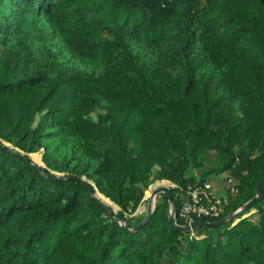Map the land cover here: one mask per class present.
Returning a JSON list of instances; mask_svg holds the SVG:
<instances>
[{
    "label": "trees",
    "instance_id": "trees-1",
    "mask_svg": "<svg viewBox=\"0 0 264 264\" xmlns=\"http://www.w3.org/2000/svg\"><path fill=\"white\" fill-rule=\"evenodd\" d=\"M65 1L84 3L0 0V264H264V184L261 200L196 228L201 235L170 227L162 193L138 230L120 222L142 220L135 211L153 180L174 185L176 214L179 191L234 176L236 193L209 222L255 196L264 178V0H106L123 13L108 23L81 10L64 22ZM41 18L100 70L64 67ZM132 42L153 58L140 61ZM40 150L44 166L24 159ZM208 157L216 165L197 174ZM96 191L119 209L108 211Z\"/></svg>",
    "mask_w": 264,
    "mask_h": 264
},
{
    "label": "rangeland",
    "instance_id": "rangeland-1",
    "mask_svg": "<svg viewBox=\"0 0 264 264\" xmlns=\"http://www.w3.org/2000/svg\"><path fill=\"white\" fill-rule=\"evenodd\" d=\"M84 3L79 1H76L75 4H78L79 7L76 9L74 5L70 1H65L64 6H63V11L60 13L61 19H63L64 22L67 23H74L76 19L79 17V12L80 10L82 13L85 15L86 18L88 19H101L102 21H107L106 23L110 21H116L120 18H122L123 13L116 12L114 11L106 2V0H83ZM39 23L42 27V30L47 31V36L49 41H51L56 49L57 52V57L59 60H61L62 64H64V67L68 69H80V70H86V71H99V63L96 60L92 59H77L75 58L67 49L66 47L62 44V41L58 34L54 31L53 27L51 24L46 21L45 18H41L39 20ZM41 30V31H42ZM106 30H103V33L105 34ZM42 37V36H41ZM43 38V37H42ZM130 46L133 50V52L136 54L137 58L140 61L143 62H149L153 58V50L148 49L146 47H143L141 44L138 43H130ZM56 140H49L47 142L48 148L51 150L52 155L56 158H60L63 156L64 151L61 150L57 145H56ZM76 156L72 159L71 165H73L76 162V159L79 158L78 154H75ZM211 155V154H210ZM29 156L40 166H44V162L41 159L42 156V150L34 153H30ZM208 164L205 167L200 168L197 170V174L204 171L207 168H213V166L216 165V161L212 157H208ZM54 172V170H53ZM56 174H62L61 172H55ZM189 173H192V170L189 169ZM226 173L223 172L221 174H212L208 178L210 179L209 181L211 182V185L214 191L219 194L222 192L223 188L221 189L222 182L224 180V174ZM86 179L85 177H83ZM207 178V179H208ZM206 179V180H207ZM89 181L88 179H86ZM169 186L170 188L173 187L174 185L168 182L167 180H153L150 182V184L147 186V188L144 190V196H143V203L140 204V206L137 208L135 211L136 213L140 214L142 217L145 216L146 214V209H147V202L148 199L151 195V192L154 188L158 186ZM98 197H100L102 200L105 197H102L101 194H99L97 191L95 192ZM160 194V193H159ZM163 194V193H162ZM184 196V192L179 191V198L182 199ZM157 196H155L154 202L156 201ZM108 205H110L115 211H117L119 208L117 205H115L113 202H111L109 199L105 201ZM194 234L201 235L202 232H194Z\"/></svg>",
    "mask_w": 264,
    "mask_h": 264
},
{
    "label": "built area",
    "instance_id": "built-area-1",
    "mask_svg": "<svg viewBox=\"0 0 264 264\" xmlns=\"http://www.w3.org/2000/svg\"><path fill=\"white\" fill-rule=\"evenodd\" d=\"M222 192L217 194L205 181L202 185L188 186L184 196L180 198L177 213L181 220L180 225H191L204 217L218 216L223 211V206L228 202V196L236 193L237 179L228 172L224 174L221 185ZM191 235L194 230L190 231Z\"/></svg>",
    "mask_w": 264,
    "mask_h": 264
},
{
    "label": "water",
    "instance_id": "water-1",
    "mask_svg": "<svg viewBox=\"0 0 264 264\" xmlns=\"http://www.w3.org/2000/svg\"><path fill=\"white\" fill-rule=\"evenodd\" d=\"M14 152L16 153V151H14ZM19 157L23 158V156L21 154H19ZM24 159L33 162L37 166H40L36 162H34V160L29 155L27 157H25ZM263 184H264V178L257 184V191H256L255 196H253L250 200H248L238 210H236L235 212L230 214L228 217H226L222 220L216 221V222H209L206 220H198V221L192 223L191 225H180L176 222V218H175L176 206H175V203H174L172 196H171V193H170V187L164 186V185L158 186L152 190L151 195H150L148 202H147L146 214L140 222H138L132 228L127 227V222L125 220H120V222L123 225V227L129 231L138 230L144 223H146L148 221L151 213L153 212V210L155 208V203H153L155 196H157L159 193H163L167 197V200L169 202L168 221H169L170 227L172 229L179 230V231L186 233V232H190L191 230H195L196 228H198L200 226H209V227L217 226L218 224H220V223L226 221L227 219L231 218L232 216H234L237 212L246 209L255 201L261 200L263 197ZM92 197L95 198L98 202H100L109 211V209H108L109 205L104 200H102L100 197H98L96 195V193H92Z\"/></svg>",
    "mask_w": 264,
    "mask_h": 264
},
{
    "label": "crops",
    "instance_id": "crops-1",
    "mask_svg": "<svg viewBox=\"0 0 264 264\" xmlns=\"http://www.w3.org/2000/svg\"><path fill=\"white\" fill-rule=\"evenodd\" d=\"M210 179L208 178L207 180H206V182H207V184L211 187V189L214 191L215 189H213V187H212V185H211V182L209 181Z\"/></svg>",
    "mask_w": 264,
    "mask_h": 264
}]
</instances>
